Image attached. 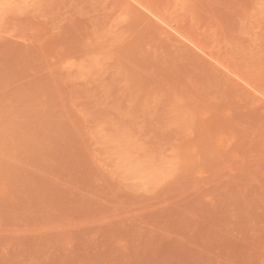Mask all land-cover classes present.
Instances as JSON below:
<instances>
[{"label": "rangeland", "instance_id": "rangeland-1", "mask_svg": "<svg viewBox=\"0 0 264 264\" xmlns=\"http://www.w3.org/2000/svg\"><path fill=\"white\" fill-rule=\"evenodd\" d=\"M0 264H264V0H0Z\"/></svg>", "mask_w": 264, "mask_h": 264}]
</instances>
